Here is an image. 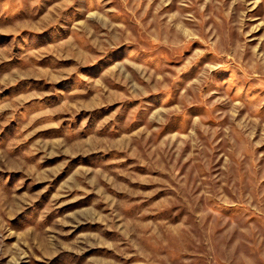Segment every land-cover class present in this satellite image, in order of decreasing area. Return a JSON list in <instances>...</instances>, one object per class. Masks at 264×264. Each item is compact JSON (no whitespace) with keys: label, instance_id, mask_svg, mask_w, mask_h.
Segmentation results:
<instances>
[{"label":"rangeland","instance_id":"rangeland-1","mask_svg":"<svg viewBox=\"0 0 264 264\" xmlns=\"http://www.w3.org/2000/svg\"><path fill=\"white\" fill-rule=\"evenodd\" d=\"M0 264H264V0H0Z\"/></svg>","mask_w":264,"mask_h":264}]
</instances>
